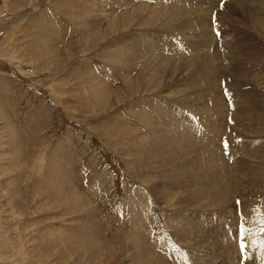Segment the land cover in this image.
Here are the masks:
<instances>
[{
  "label": "rangeland",
  "instance_id": "1",
  "mask_svg": "<svg viewBox=\"0 0 264 264\" xmlns=\"http://www.w3.org/2000/svg\"><path fill=\"white\" fill-rule=\"evenodd\" d=\"M125 2L114 11L118 0H0V264H146L134 245L140 239L153 259L148 264H264V226L249 223L264 218V169L262 179L250 170L261 168L255 157L264 152V122L250 119L253 109L264 108L263 0H247L241 10L234 0H180L191 11L185 19L198 27L192 34L183 14H177L182 22L167 18L163 6H173L172 0ZM201 27L209 32L206 43ZM109 28L116 32L107 36ZM146 38L156 49L130 63L124 75L121 48H144ZM204 45L211 52L205 60H215L217 46L226 64L247 54L239 77L226 72L217 78L226 107L223 118L221 108L210 113V123L219 120L223 132L213 148L232 170L225 164V177L214 181H205L201 169L184 172L210 125L201 101L182 103L202 73L189 57L202 55ZM226 47L236 52L229 55ZM175 110L185 114L175 126L182 123L191 133L188 151L184 158L166 152L160 159L149 153L159 138L149 122L164 118L157 124L163 131L172 120L171 130Z\"/></svg>",
  "mask_w": 264,
  "mask_h": 264
},
{
  "label": "bare ground",
  "instance_id": "2",
  "mask_svg": "<svg viewBox=\"0 0 264 264\" xmlns=\"http://www.w3.org/2000/svg\"><path fill=\"white\" fill-rule=\"evenodd\" d=\"M144 1H146V2H148V1H151V0H144ZM171 1V0H170ZM173 2H174V5L173 6H171L170 8H167V6H163L164 8H163V10L165 11L166 9H168V12H166L165 11V13H167V18L170 20V21H172V20H176V17H177V19H178V22H179V20H181L180 22H182V18L181 19H179L180 17L177 15V14H183V20L185 19V17H186V15H187V12H191V11H189V8H186V7H183V6H180V0H172ZM193 1V0H192ZM212 2V0H209V2ZM245 1H247V0H234V6L236 7L235 9H242V8H244V6H245ZM251 1V0H250ZM259 1V0H258ZM124 2H125V0H118V3L117 4H115L114 6H113V8H114V11H118V9H124ZM160 2H162V1H160ZM185 2H186V0H185ZM187 2H189V0H187ZM263 2H264V0H263ZM126 3V2H125ZM156 3V2H155ZM162 3H164L165 5H166V3H168L169 4V2L168 1H166V2H162ZM161 3V4H162ZM171 3V2H170ZM193 3V2H192ZM202 3H203V1H202ZM207 3H208V1H207ZM231 3V2H230ZM127 4H129V3H126V6H127ZM154 4V3H153ZM164 4H162V5H164ZM204 4V3H203ZM210 4V3H209ZM233 4V3H232ZM170 5H172V3L170 4ZM170 5H168V7L170 6ZM198 5H199V3H198ZM211 5V4H210ZM129 6V5H128ZM203 6L204 5H202V9H203ZM160 7V6H159ZM187 7H188V5H187ZM194 7V6H193ZM208 7H211V6H208ZM231 7H232V5H231ZM262 7L264 8V3H262ZM190 8H192L191 6H190ZM193 9V8H192ZM194 9H196V8H194ZM200 10H202L201 9V7L199 8ZM208 9V8H207ZM206 9H204L203 10V12H206L205 11ZM262 11L264 10V9H261ZM161 11V10H160ZM199 11V10H198ZM209 12L211 11L210 9L208 10ZM207 11V12H208ZM216 11V10H215ZM255 11V10H254ZM138 12V11H137ZM209 12H208V14H209ZM212 12V11H211ZM127 13V11H125L124 13H122V15H124V14H126ZM226 13V12H225ZM255 13H256V11H255ZM254 13V14H255ZM190 14H192V13H190ZM190 14H188V16H190ZM195 14V15H194ZM193 15L194 16H196V14H198V18H199V21L201 22H197V24L198 23H200V25H202V24H204V14H202V12H200V13H194ZM211 14V13H210ZM116 15V14H115ZM192 16V15H191ZM205 16H206V13H205ZM208 16V15H207ZM126 17V16H125ZM159 17V16H158ZM179 17V18H178ZM154 18V17H153ZM224 18V17H223ZM229 18V17H228ZM231 18V17H230ZM119 19L122 21V24L124 25V17L123 16H119ZM143 19V18H142ZM155 19H156V17H155ZM192 19V18H191ZM191 19H189V20H191ZM219 19H221L220 18V16H219ZM225 19H226V17H225ZM233 19V18H232ZM131 20H132V18H131ZM151 20V19H150ZM186 20V19H185ZM193 20H194V17H193ZM198 20V19H197ZM208 20H209V17H208ZM222 20H224V19H222ZM113 21H114V19H113ZM152 21V20H151ZM150 21V22H151ZM169 21V22H170ZM177 21V20H176ZM187 22H188V18H187V20H186ZM195 21H196V19H195ZM194 21V22H195ZM210 21V20H209ZM220 21V20H219ZM97 22V21H96ZM116 22V21H115ZM114 22V23H115ZM168 22V21H167ZM168 22V23H169ZM177 22V23H178ZM187 22H185V23H187ZM190 22V21H189ZM189 22H188V24H186V25H191V24H189ZM193 22V21H192ZM192 22H190V23H192ZM206 22H208L206 19H205V24L204 25H207L206 24ZM211 22V21H210ZM227 22V21H226ZM225 22V23H226ZM95 23V22H94ZM98 23H100L99 21L97 22V23H95V26L98 24ZM113 23V24H114ZM184 23V22H183ZM182 23V24H183ZM196 23V22H195ZM101 24V23H100ZM132 24V23H131ZM175 24H176V22H175ZM227 24V23H226ZM119 25V24H118ZM121 25V24H120ZM159 25H161V24H159ZM174 25V24H173ZM185 25V24H184ZM196 25V24H195ZM199 25V24H198ZM113 25H111V27H112ZM162 26V25H161ZM176 26H180V25H175V27ZM192 26V25H191ZM203 26V25H202ZM221 26V25H220ZM254 26L255 27H258V21H255L254 22ZM262 26H264V24L263 25H261V27ZM183 27V26H182ZM188 27H190V26H188ZM195 27H197V25L195 26ZM193 28V26L192 27H190V29L191 28H193V30L194 29H196V28ZM204 27V26H203ZM163 28V27H162ZM173 28V27H172ZM178 28V27H177ZM198 28V27H197ZM202 28V27H201ZM209 26L207 27H205V30L206 31H208L209 29ZM210 28H211V25H210ZM253 28V27H252ZM110 29V28H109ZM200 29V28H199ZM198 29V32L200 31ZM257 29V28H256ZM105 30V29H104ZM103 30V31H104ZM187 30V29H186ZM197 30V29H196ZM196 30H195V32H196ZM259 30V29H258ZM189 31V30H188ZM202 31H203V33H204V28H202ZM261 31V33H262V35H263V37H264V30H260ZM114 32H116V31H114L113 29L111 30H109L108 32H107V36H108V34L109 35H111L112 33H114ZM181 32H182V30H181ZM193 33L194 31H192V29H191V31L189 32V33ZM191 33V34H192ZM199 33H201V32H199ZM201 33V36H202V40H200V41H202V43L203 42H205L206 43V41L208 40V37H209V35H208V33L209 32H206V33ZM255 33V32H254ZM258 33V32H257ZM256 33V34H257ZM104 35H106V34H104ZM186 36V35H185ZM191 36V35H190ZM197 37H195V36H193L194 37V39L195 38H198V35H196ZM200 36V35H199ZM259 36V35H258ZM99 37V36H98ZM141 37V36H140ZM139 37V38H140ZM234 37H235V35H234ZM145 38V37H144ZM153 38L155 39V37L153 36ZM153 38H152V41H153ZM157 38V37H156ZM176 38V37H175ZM258 38V37H257ZM262 38V37H261ZM99 39V38H98ZM97 39V40H98ZM141 39H143L142 37H141ZM141 39H139L141 42H142V40ZM159 39H161V38H159ZM167 39V38H166ZM199 39V38H198ZM197 39V40H198ZM201 39V38H200ZM209 39H211V38H209ZM212 39H214V38H212ZM144 40H146V43H144L145 41ZM143 40V44H145V46L143 45V47L144 48H142V47H140V46H138L137 44L138 43H136V44H134L133 42V44H131L130 46H128V50H126V51H123L124 50V48L122 49L121 48V51L119 52V54L117 55V57H118V60L120 59H122V63L120 64V66H119V68H120V71L121 72H124V75L125 74H129V64L130 63H132L133 61H135V62H137V60H139L140 58L142 59V57H146L147 56V54L148 53H150L151 51H154V50H152V49H156L155 48V45L158 43H160V42H158V41H156V39H155V41L157 42H152V41H149V42H151V44H148V41H147V38L146 39H144ZM158 40V39H157ZM169 40H171V39H169ZM169 40H168V42H169ZM241 40V39H240ZM263 40V39H262ZM200 41H198V42H200ZM225 41V40H224ZM239 41V40H238ZM243 41V40H242ZM170 42H172V41H170ZM169 42V43H170ZM183 42V41H182ZM185 42H187V40L185 41ZM208 42V41H207ZM211 42V41H210ZM236 42V41H235ZM263 42H264V40H263ZM168 43V44H169ZM204 43V44H205ZM157 44V45H158ZM164 45H165V43H163ZM172 44V43H171ZM194 44H196V43H194ZM212 44V43H211ZM246 44V43H245ZM122 45V44H121ZM156 45V47H158L159 48V50H162V49H160L161 48V45H160V47H159V45L157 46ZM164 45H162V46H164ZM170 45V44H169ZM175 45V44H174ZM186 44H184V46H185ZM190 45V44H189ZM188 45V46H189ZM207 45V44H206ZM206 45H204V51H203V53H202V55H198V54H195V53H193L194 54V56H193V54H192V56L191 57H189V59H190V62L192 63L193 62V58L195 57L196 59L194 60V61H196V64H197V66H195V67H197V69H198V67H200V70H201V75H200V78L199 77H197V76H195L192 80H191V83L189 84V86H190V88H189V86L187 87V89L189 88V92L187 93V96L185 97V98H182V103L183 104H186V105H192L193 103H197L196 101H201L203 104H204V107L207 109V119H206V121L207 122H209V126H208V128H207V130H206V137H205V144L204 145H202V146H200L198 149H197V152L195 153L197 156H193V154L191 155V160H193L192 162L193 163H187V164H190V166L188 165L186 168H185V171L184 172H186V170H188V169H190V168H197V169H201V170H203L204 171V173L206 174L205 175V178H203V179H205V181L207 180V181H210V179H212L211 177H213V178H215L216 177V179H217V176L219 177V178H224L225 177V170H226V167H225V164H227V163H225V161H223L221 158H219V157H217V156H219L218 154H216L215 153V149L213 148V146L215 145V144H218V142L220 141V140H222L221 138L223 137V132H222V129H221V127H220V125L218 124V122H219V120H216L214 123H210V113L211 112H213L215 109H217V108H221V110H219V113H220V115H218V116H221V115H223L224 113H225V111H224V107H226V105L225 104H222L223 102L222 101H225V99L223 100H221V102H220V92H222L220 89H219V84L218 83H220V82H218L217 81V78H218V80H220V77L222 78L223 76H225L226 75V72L228 73V72H233V74L235 75V77H237L238 76V72H237V69L238 68H240V66H242V65H244L243 63H242V61H244V60H246V58H244V56L245 55H247L246 54V52H240L239 53V55H235L237 58H235V56L233 55V60L232 59H230V60H232L233 62L231 63V64H226L223 60H222V55H221V53H218V51L219 50H217V48H218V46H217V48H216V52H214V53H216V55H214V56H216L215 57V60L212 58V57H210V58H212V59H210V62H208L209 64H211V65H208V63L207 64H205V61H209V59L208 60H205L204 58H206L207 57V55H208V53L207 52H209V51H207L206 50ZM213 45V44H212ZM211 45V46H212ZM226 45V44H225ZM243 45V44H242ZM141 46H142V44H141ZM183 46V47H184ZM208 46V45H207ZM210 46V47H211ZM228 46V45H227ZM203 47V46H202ZM164 48H165V46H164ZM168 48V47H167ZM170 48V47H169ZM185 48V47H184ZM188 48V47H187ZM213 48V47H212ZM257 48V47H256ZM145 50V49H148V50H146L145 51V53H144V51H142V50ZM174 49V48H173ZM208 49V48H207ZM211 49V48H210ZM232 48H229V47H226V52H230L229 53V55H232L234 52H236L235 50H231ZM233 49H235V48H233ZM141 52H140V51ZM164 50V49H163ZM184 50V49H183ZM189 51H190V48L188 49ZM187 50V52L189 53V51ZM199 50V49H198ZM203 50V49H202ZM212 50H214V49H212ZM211 50V51H212ZM138 51V52H137ZM147 51H149L148 53H147ZM169 51H171V50H169ZM186 51V50H185ZM185 51H183V52H185ZM250 51V50H249ZM140 52V53H139ZM159 52H161V51H159ZM167 52V51H166ZM172 53H174V50H172L171 51ZM176 52H177V50H176ZM238 52V51H237ZM137 53H139V54H137ZM147 53V54H146ZM162 53V55H164L165 56V54L163 53V52H161ZM168 53H170V52H168ZM167 53V54H168ZM199 53H201V51L199 52ZM205 53L207 54L206 55V57H205ZM209 53H211V52H209ZM255 53V52H254ZM146 54V55H145ZM151 54V53H150ZM178 54H179V52H178ZM178 54H174L176 57H174V58H177L178 57ZM224 54V53H223ZM263 54H264V52H263ZM149 55V54H148ZM159 55V54H158ZM169 55V54H168ZM180 55H182V53H180ZM204 55V56H203ZM210 55H213V54H210ZM226 55V54H225ZM225 55H223V56H225ZM196 56H198V57H196ZM257 56V55H256ZM159 57H160V55H159ZM209 57V56H208ZM207 57V58H208ZM165 58V57H164ZM167 58H169V57H167ZM183 58V57H182ZM206 58V59H207ZM227 58H228V56H227ZM227 58H225V59H227ZM230 58V57H229ZM172 59H173V54H172ZM187 59V58H186ZM119 60V61H120ZM164 60V59H163ZM162 60V61H163ZM169 60V59H168ZM175 60V59H174ZM179 60V59H178ZM178 60H175V61H178ZM212 60V61H211ZM249 60V59H248ZM157 61V60H156ZM171 61V60H170ZM189 62V63H190ZM223 62L225 63L224 65H223ZM128 63V64H127ZM134 63V62H133ZM220 63H222V65L220 64ZM126 64V65H125ZM166 64V63H165ZM219 64V65H218ZM119 65V64H118ZM230 65H231V67H230ZM132 66V65H131ZM191 66V65H190ZM175 67V66H174ZM193 67V66H192ZM220 67V68H219ZM119 68L117 67L116 69L117 70H119ZM242 69H245V67L244 68H242ZM195 70V69H194ZM199 70V71H200ZM196 71V70H195ZM229 75V74H228ZM127 77V76H126ZM128 77H129V75H128ZM234 77V76H233ZM239 77V76H238ZM128 79V78H127ZM133 79V78H132ZM248 79V78H247ZM241 80V79H240ZM259 80V79H258ZM125 81V80H124ZM217 81V82H216ZM257 81V80H256ZM262 81V80H261ZM147 83V82H146ZM232 83V82H231ZM241 83V82H240ZM261 83V82H260ZM259 83V84H260ZM264 83V82H263ZM262 84V83H261ZM127 86V85H126ZM149 89V88H148ZM230 89H232V88H230ZM186 90V88H184V91ZM132 91V90H131ZM187 91V90H186ZM100 93V92H99ZM186 93V92H185ZM249 95V94H248ZM102 96V95H101ZM223 96V95H222ZM193 97H194V99H193ZM227 98V97H226ZM255 99V98H254ZM243 100V99H242ZM181 101V100H180ZM250 102V101H249ZM171 104V103H170ZM170 104H168V105H170ZM181 104V103H180ZM183 104L182 105H180V107L179 108H181L182 109V107H183ZM244 104V103H243ZM161 107H162V104L160 105ZM159 106V107H160ZM171 108H172V106H170ZM193 107H195V106H193ZM242 107V106H241ZM163 108L164 109H166L167 108V106L165 107L164 105H163ZM169 108V107H168ZM167 108V109H168ZM170 108V109H171ZM174 108V107H173ZM175 109V108H174ZM160 110V109H159ZM169 110V109H168ZM167 110V111H168ZM177 110V109H176ZM176 110H175V115H173L172 114V117H174V120H173V122H172V125L173 126H175L176 125V121H178L179 119H183L184 117H185V114H183V116L181 117V116H179V114H177L176 113ZM179 110V109H178ZM199 110V109H198ZM171 111V110H170ZM173 111V110H172ZM171 111V112H172ZM166 112V111H165ZM169 112V111H168ZM178 112V111H177ZM151 114V113H150ZM169 115V114H168ZM216 115V114H215ZM214 115V116H215ZM203 116V115H202ZM222 117V116H221ZM220 117V118H221ZM154 119H151V121L149 122L150 124H149V128L151 127V129H154V135H159V138H156V139H154V141L152 142V146L150 147V150H149V153L150 152H153L154 154H155V156L156 157H163L165 154H166V152H171V153H173L174 155H177V157H179V158H184V155H183V153L185 152V150H187V147L189 146V138L188 137H190V135H191V133H187V132H183V129H182V127H181V124L182 123H179V125H177V126H175L173 129H171L170 130V124H171V121H169V124H168V129L167 128H164L163 126L165 125L164 123H163V126L161 127L162 129H163V131H160V130H158V128H157V124L159 123V121H163V122H165L164 120V118H161L160 119V117L159 116H156V117H153ZM223 118V117H222ZM164 119V120H163ZM168 119V118H167ZM198 119V118H197ZM250 119H251V122L253 121V120H256L258 123L259 122H264V108H262L260 111H257L256 109L254 110H252V114H251V116H250ZM146 120V119H145ZM201 120V119H200ZM179 121H181V120H179ZM148 123V122H147ZM166 123H168L167 121H166ZM161 124H162V122H161ZM207 126V125H206ZM262 128V127H261ZM150 129V130H151ZM195 129V128H194ZM191 130V129H190ZM245 130V129H244ZM242 131V130H241ZM246 131H247V129H246ZM252 132H253V130H251ZM188 132H190V131H188ZM196 132V131H195ZM224 132H225V129H224ZM255 132V131H254ZM258 132V131H257ZM256 132V133H257ZM240 134V133H239ZM251 134V133H250ZM249 134V135H250ZM258 134H260V133H258ZM227 135V134H226ZM253 135H254V133H253ZM261 135V134H260ZM246 136H248V135H246ZM245 136V137H246ZM193 137V136H192ZM261 137H262V135H261ZM247 138V137H246ZM250 138V137H249ZM253 138H254V136L251 138V140L252 141H254L253 140ZM241 139V138H240ZM147 143V142H146ZM194 146V145H193ZM192 146V147H193ZM191 147V148H192ZM248 147V146H247ZM264 147V146H263ZM213 148V149H212ZM189 150H190V147L188 148ZM217 150V149H216ZM245 150L246 149H244V154H245ZM248 150H250V149H247V152H249V154H250V151H248ZM188 151V150H187ZM144 152H146L145 150H144ZM263 152V151H262ZM148 153V152H147ZM146 153V154H147ZM218 153V152H217ZM252 153H253V151H252ZM252 153H251V155H252ZM260 153V152H259ZM186 154V153H185ZM220 154V153H219ZM139 155V154H138ZM145 155V154H144ZM173 155V156H174ZM148 156V155H147ZM150 156H151V154H150ZM154 156V155H153ZM189 156V155H188ZM247 156L249 157V155L247 154ZM264 157V152H263V154H260L258 157H255V158H257V160L260 162V161H262L263 162V165L261 166V168H260V164H259V162H258V166H255L253 169H250V170H252V177L253 178H261V177H258V172L259 171H261V169H264V158H261V157ZM196 157V158H195ZM161 159V158H160ZM223 159H224V157H223ZM234 159H235V157H234ZM242 160V159H241ZM168 161V160H167ZM239 161V160H238ZM237 161V163H239ZM244 161V160H243ZM249 161H252V158L250 157L249 158ZM180 162V161H179ZM189 162V161H188ZM241 162V161H240ZM151 163V162H150ZM184 163V162H183ZM185 163V164H186ZM245 163H247L246 161H245ZM177 164H179V163H177ZM239 164H241V163H239ZM238 164V165H239ZM255 164V163H254ZM193 165V166H192ZM228 165V164H227ZM230 165V164H229ZM228 165V168L230 167ZM238 165H237V167H238ZM250 165L251 164H249V165H246V166H244V165H242V166H244L245 168H247V169H249V167H250ZM179 166V165H178ZM232 167V166H231ZM231 167H230V169H231ZM241 167V166H240ZM178 168V167H177ZM184 168V167H183ZM227 168V169H228ZM234 168V167H233ZM235 168H236V166H235ZM234 168V169H235ZM244 168V169H245ZM180 169V168H179ZM182 170V169H181ZM200 170V171H201ZM232 170V169H231ZM231 170H229V171H231ZM240 170H241V168H240ZM242 170H243V167H242ZM241 170V171H242ZM162 171H164V170H162ZM162 171H160V172H162ZM183 171V170H182ZM181 171V172H182ZM197 171H199V170H197ZM240 171V172H241ZM243 171H246V170H243ZM254 171V172H253ZM188 172V171H187ZM187 172H186V174H187ZM195 172V171H194ZM235 172V171H234ZM172 173V172H171ZM189 173H191V175H192V172H189ZM202 173V172H201ZM204 173L202 174L203 176H204ZM228 173V172H227ZM233 173V172H232ZM243 173V172H242ZM179 174V173H178ZM194 174V173H193ZM195 174H198V173H195ZM250 174V173H249ZM263 174V173H262ZM188 175V174H187ZM185 176L184 175V177H189V176ZM190 175V174H189ZM199 175V174H198ZM201 175V174H200ZM228 175V174H227ZM179 176H180V174H179ZM178 176V177H179ZM181 176H183V175H181ZM180 176V177H181ZM195 177V176H194ZM231 177V176H230ZM183 178V177H182ZM191 178H193V177H191ZM200 178H201V176H200ZM227 178V177H226ZM178 179H180V178H178ZM198 179V178H197ZM202 179V178H201ZM201 179H199L200 181H201ZM228 179V178H227ZM262 179V178H261ZM260 179V180H261ZM172 180V179H171ZM184 180V179H183ZM186 180V179H185ZM189 180V179H188ZM193 180H195V178L193 179ZM213 180V179H212ZM224 180V179H223ZM223 180H220V182L221 183H223ZM251 180V179H250ZM173 181V180H172ZM177 181V180H176ZM181 181V180H180ZM190 181V180H189ZM203 181V180H202ZM214 181V180H213ZM256 181V180H255ZM182 182V181H181ZM188 182V181H187ZM217 182V181H216ZM226 181H224V183H225ZM259 182V181H258ZM178 183H180V182H178ZM185 183H186V181H185ZM194 183H195V181H194ZM197 183V182H196ZM199 183H201V182H199ZM198 183V184H199ZM209 183L210 182H208V186H209ZM212 183V182H211ZM256 183V182H255ZM172 184V183H171ZM182 184H183V182H182ZM198 184H196V186L198 185ZM206 185H207V182L205 183ZM180 185V184H179ZM194 185V184H193ZM256 185V184H255ZM188 186V185H187ZM203 186V185H202ZM219 186V185H218ZM223 186V185H222ZM225 186V185H224ZM232 186L234 187L235 185L232 183ZM192 187V186H191ZM195 187V186H194ZM206 187V186H205ZM210 187V186H209ZM221 187V186H220ZM196 188V187H195ZM194 188V189H195ZM198 188V187H197ZM201 188V187H200ZM200 188H198V189H200ZM214 188V187H213ZM223 188V187H222ZM221 188V190H224V189H222ZM192 189V188H191ZM202 189V188H201ZM207 189H209L208 187H207ZM205 190V189H204ZM203 190V191H204ZM212 190H214V189H212ZM221 190L220 189H218V191H220L221 192ZM195 191H197V189L195 190ZM202 190H201V192H203ZM215 191V190H214ZM162 192V191H161ZM207 192V191H206ZM213 192V191H212ZM195 193H197V192H195ZM204 193H205V191H204ZM210 193V192H209ZM214 193H216V191L214 192ZM219 193V192H218ZM221 193H223V192H221ZM226 193V192H225ZM212 194L213 193H211V196H212ZM217 194V193H216ZM216 194H215V196H214V199H216L215 197H217L216 196ZM205 195V194H204ZM221 194H219V196H220ZM203 196V195H202ZM207 196H208V194H207ZM221 196H223V195H221ZM159 197V196H158ZM195 197V196H194ZM205 197V196H204ZM208 197H210V196H208ZM208 197H206V198H208ZM232 197V196H231ZM211 198H213V197H211ZM211 198H209V200L211 199ZM198 199V198H197ZM214 199L212 200L213 201V203L214 202H216V201H214ZM201 200V199H200ZM203 200V199H202ZM208 200V199H207ZM165 201V200H164ZM191 201V200H190ZM229 201V200H228ZM193 202V201H192ZM200 202V201H199ZM206 202V201H205ZM190 203V202H189ZM201 203H202V201H201ZM188 204V203H187ZM209 204V203H208ZM212 205V202H211V204H210V206ZM218 205V204H217ZM209 206V205H208ZM221 206V205H220ZM219 206V207H220ZM207 207V206H206ZM217 207V206H216ZM212 208V207H211ZM215 208V207H214ZM226 209V208H225ZM217 210V209H216ZM215 210V211H216ZM213 211H214V209H213ZM214 211V212H215ZM221 210H219V212H220ZM218 211H217V213H219ZM216 214V213H215ZM218 217H219V215H218ZM198 228V227H197ZM201 229V228H200ZM201 233V232H200ZM143 241V240H142ZM142 241H141V239L140 240H137V241H134V245H135V247L137 248V249H139V251H140V254H141V256L139 257L140 259H144V260H142V261H144V263H146V264H148L149 263V261H153V259H151V258H149V257H147V256H150V251L145 247V246H143V248L141 247V243H142ZM143 253H144V255H143ZM154 256V255H153ZM149 260V261H148ZM156 264H160V262H157Z\"/></svg>",
  "mask_w": 264,
  "mask_h": 264
},
{
  "label": "snow or ice",
  "instance_id": "3",
  "mask_svg": "<svg viewBox=\"0 0 264 264\" xmlns=\"http://www.w3.org/2000/svg\"><path fill=\"white\" fill-rule=\"evenodd\" d=\"M224 147H225V149H227V147H228L227 141L224 142ZM241 235L243 236V230H242V232H241ZM240 247H241V249L243 250V248H244V244L241 243Z\"/></svg>",
  "mask_w": 264,
  "mask_h": 264
}]
</instances>
